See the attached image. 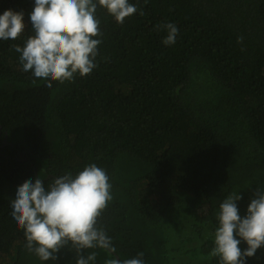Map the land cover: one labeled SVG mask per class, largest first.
<instances>
[{
	"label": "trees",
	"instance_id": "obj_1",
	"mask_svg": "<svg viewBox=\"0 0 264 264\" xmlns=\"http://www.w3.org/2000/svg\"><path fill=\"white\" fill-rule=\"evenodd\" d=\"M129 2L144 15L123 24L98 7L93 72L48 87L13 47L33 34L34 0H0V14L23 11L27 26L0 40V264H76L71 245L55 261L26 248L10 201L28 179L107 171L113 200L97 226L116 252L86 250L94 264L140 252L145 264H218L220 204L239 193L243 218L264 190V0ZM166 23L179 29L171 46ZM246 264H264V248Z\"/></svg>",
	"mask_w": 264,
	"mask_h": 264
},
{
	"label": "clouds",
	"instance_id": "obj_2",
	"mask_svg": "<svg viewBox=\"0 0 264 264\" xmlns=\"http://www.w3.org/2000/svg\"><path fill=\"white\" fill-rule=\"evenodd\" d=\"M98 7L120 24L138 10L144 15L129 0H34L30 13L33 34L23 47L13 46L20 54L22 70L47 81L48 87L53 81L63 84L90 75L98 66L103 35ZM24 16L23 11L12 9L0 14V40L19 39L27 27ZM159 29L167 32L162 40L165 46L176 43L179 29L174 23ZM112 187L107 171L95 163L75 176L68 172L51 177L47 185L39 176L18 186L10 201L11 215L24 232L28 251L42 261H55L61 249L71 245L76 264H94L97 253L85 254L88 249L115 253L112 238L97 226L113 200ZM242 198L239 193L230 194L216 214L214 247L209 255L218 264H246L247 258L264 248V190L257 188L243 218L237 204ZM242 241L248 246L244 250L239 247ZM143 256V252L130 259L113 256L105 264H145Z\"/></svg>",
	"mask_w": 264,
	"mask_h": 264
}]
</instances>
